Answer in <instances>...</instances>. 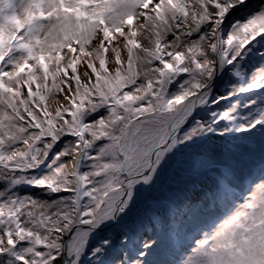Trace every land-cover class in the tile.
I'll list each match as a JSON object with an SVG mask.
<instances>
[{
    "label": "snow or ice",
    "instance_id": "snow-or-ice-1",
    "mask_svg": "<svg viewBox=\"0 0 264 264\" xmlns=\"http://www.w3.org/2000/svg\"><path fill=\"white\" fill-rule=\"evenodd\" d=\"M0 264H264V0H0Z\"/></svg>",
    "mask_w": 264,
    "mask_h": 264
}]
</instances>
